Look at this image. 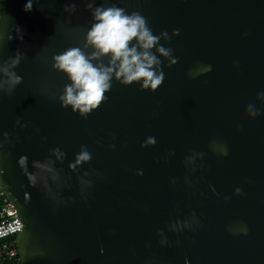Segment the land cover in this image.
Listing matches in <instances>:
<instances>
[{
	"label": "water",
	"instance_id": "water-1",
	"mask_svg": "<svg viewBox=\"0 0 264 264\" xmlns=\"http://www.w3.org/2000/svg\"><path fill=\"white\" fill-rule=\"evenodd\" d=\"M25 3L0 0V69L21 78L0 71V185L23 222L20 264H264V0ZM97 7L145 18L163 81L113 75L81 115L62 106L71 81L53 58L91 56Z\"/></svg>",
	"mask_w": 264,
	"mask_h": 264
},
{
	"label": "clouds",
	"instance_id": "clouds-1",
	"mask_svg": "<svg viewBox=\"0 0 264 264\" xmlns=\"http://www.w3.org/2000/svg\"><path fill=\"white\" fill-rule=\"evenodd\" d=\"M70 7L74 10V6ZM31 9V0H26L23 10L30 12ZM92 17L94 23L86 34V44L94 49L91 56H86L79 48H70L53 58V67L64 72L71 81L60 97L62 106H70L81 115L99 106L104 99V93L111 86L113 75L124 85L142 81L141 87L152 91L163 81L162 73L153 70V65L159 61L148 51L157 43L158 37L151 33L142 15L136 12L128 15L118 7H97L92 12ZM12 38L9 35L8 39ZM133 39L136 43L129 47V42ZM137 47L142 51L138 52ZM157 51L164 56L169 54L168 50L162 47ZM104 55L109 56L108 66H94L92 60ZM18 61L19 57L13 59L12 64L15 65ZM0 71L8 76L10 85L20 83L19 76L8 72L7 69ZM249 111L251 112V107ZM89 158V154L82 151L77 156L76 163L87 161ZM20 163L23 165V157ZM29 179L34 178L30 176Z\"/></svg>",
	"mask_w": 264,
	"mask_h": 264
},
{
	"label": "built area",
	"instance_id": "built-area-1",
	"mask_svg": "<svg viewBox=\"0 0 264 264\" xmlns=\"http://www.w3.org/2000/svg\"><path fill=\"white\" fill-rule=\"evenodd\" d=\"M22 227L14 203L0 185V264H20L16 235Z\"/></svg>",
	"mask_w": 264,
	"mask_h": 264
}]
</instances>
